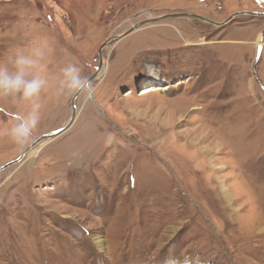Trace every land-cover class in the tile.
I'll list each match as a JSON object with an SVG mask.
<instances>
[{
    "label": "rangeland",
    "instance_id": "rangeland-1",
    "mask_svg": "<svg viewBox=\"0 0 264 264\" xmlns=\"http://www.w3.org/2000/svg\"><path fill=\"white\" fill-rule=\"evenodd\" d=\"M240 11L264 0H0V61L44 45L48 80L27 143L2 130L30 105L0 102V167L26 151L0 171V264H264V15L162 18L100 55L148 18ZM69 64L102 66L77 98Z\"/></svg>",
    "mask_w": 264,
    "mask_h": 264
},
{
    "label": "clouds",
    "instance_id": "clouds-1",
    "mask_svg": "<svg viewBox=\"0 0 264 264\" xmlns=\"http://www.w3.org/2000/svg\"><path fill=\"white\" fill-rule=\"evenodd\" d=\"M46 54V46L41 45L17 49L0 61V102L15 105L23 101L30 105L27 112L15 117V123L2 130L17 144L27 143L41 120L40 95L48 84L44 74ZM60 86L69 96L90 87L81 68L74 64L61 69Z\"/></svg>",
    "mask_w": 264,
    "mask_h": 264
},
{
    "label": "water",
    "instance_id": "water-1",
    "mask_svg": "<svg viewBox=\"0 0 264 264\" xmlns=\"http://www.w3.org/2000/svg\"><path fill=\"white\" fill-rule=\"evenodd\" d=\"M242 14L264 15V13H261V12L240 11V12H236V13L232 14L229 18H227L223 22H216V21H213L210 18H207L205 16H202V15H199V14H196V13H188V12H185V13H170V14H166V15H163V16L148 18V19H146L144 21H141V22L135 24L131 29H129L123 35L115 36V37L109 39L107 42H105L103 44V46H101V48H100V55H102L101 54L102 49L105 48L106 46H108L109 44L119 41L122 37L134 32L135 30L139 29L140 27H142L143 25H145L147 23H151V22L160 20L162 18H167V17H187V16L190 17V16H192V17H197V18H199V19H201V20H203L205 22H209V23H212L214 25L222 26V25L230 22L236 16L242 15ZM101 64L103 65L102 57H101ZM101 67L102 66L100 65V66H98L96 68V72L89 78V80L95 78L98 75L99 70H100ZM89 80L87 81V83L89 82ZM79 93H80V91L77 92L75 98H77ZM75 98H74V100L72 102V113H71V117H70L69 122L65 126L55 130L54 132L46 133V134L41 135L39 138L36 139V141L32 144V146H34L36 144H39V143H41L44 140L53 139L54 137H56L58 135H61L62 133H64L66 130H68L73 125V123L76 121V117H77V110H76L77 107H76V104L74 103ZM25 152L22 153V155L20 157H18L17 159L11 160V161L7 162L5 165H3L2 167H0V171L5 169V168H7V167H9V166H11V165H13V164H15L17 161H19L22 158V156L25 154Z\"/></svg>",
    "mask_w": 264,
    "mask_h": 264
},
{
    "label": "bare ground",
    "instance_id": "bare-ground-1",
    "mask_svg": "<svg viewBox=\"0 0 264 264\" xmlns=\"http://www.w3.org/2000/svg\"><path fill=\"white\" fill-rule=\"evenodd\" d=\"M201 42H206L205 40H201ZM103 64H104V60H103ZM103 66V65H102ZM102 69V67L100 68V70ZM100 70H99V72H100ZM99 74V73H98ZM150 90H148V91H146L145 93H148ZM77 118V117H76Z\"/></svg>",
    "mask_w": 264,
    "mask_h": 264
},
{
    "label": "flooded vegetation",
    "instance_id": "flooded-vegetation-1",
    "mask_svg": "<svg viewBox=\"0 0 264 264\" xmlns=\"http://www.w3.org/2000/svg\"><path fill=\"white\" fill-rule=\"evenodd\" d=\"M28 149H29V148H28ZM28 149H27V150H28ZM25 153H26V152H25ZM24 155H25V154H24ZM24 155H23V156H24ZM23 156H22V157H23Z\"/></svg>",
    "mask_w": 264,
    "mask_h": 264
}]
</instances>
